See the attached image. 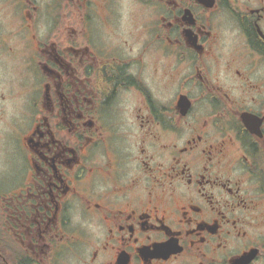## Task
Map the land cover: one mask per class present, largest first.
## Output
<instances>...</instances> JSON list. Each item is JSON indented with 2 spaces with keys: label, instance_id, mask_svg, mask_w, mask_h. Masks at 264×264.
<instances>
[{
  "label": "flooded vegetation",
  "instance_id": "obj_1",
  "mask_svg": "<svg viewBox=\"0 0 264 264\" xmlns=\"http://www.w3.org/2000/svg\"><path fill=\"white\" fill-rule=\"evenodd\" d=\"M0 264H264V0H0Z\"/></svg>",
  "mask_w": 264,
  "mask_h": 264
}]
</instances>
